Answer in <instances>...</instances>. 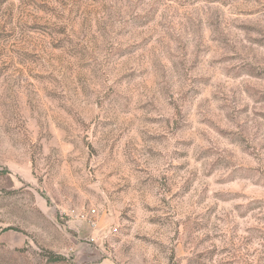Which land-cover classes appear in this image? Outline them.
<instances>
[{
  "label": "rangeland",
  "instance_id": "obj_1",
  "mask_svg": "<svg viewBox=\"0 0 264 264\" xmlns=\"http://www.w3.org/2000/svg\"><path fill=\"white\" fill-rule=\"evenodd\" d=\"M0 264H264V0H0Z\"/></svg>",
  "mask_w": 264,
  "mask_h": 264
}]
</instances>
